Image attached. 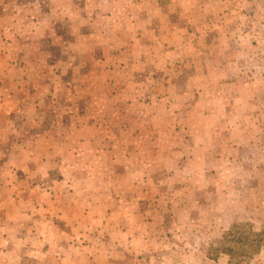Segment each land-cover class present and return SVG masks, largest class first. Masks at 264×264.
Returning a JSON list of instances; mask_svg holds the SVG:
<instances>
[{"label": "crops", "instance_id": "1", "mask_svg": "<svg viewBox=\"0 0 264 264\" xmlns=\"http://www.w3.org/2000/svg\"><path fill=\"white\" fill-rule=\"evenodd\" d=\"M108 1L38 0L28 6L0 0L2 261L21 258L36 245L30 259L48 264L59 256L46 246L68 245L69 229L84 230V236L94 220L120 235L103 244L101 258L120 261L121 253L112 258L107 251L124 244L128 227L121 213L151 207L141 199L154 196V172L163 169L172 180V164L180 163L186 145L174 144V137L204 126L186 120L187 108L201 118L219 113L214 93L223 80L213 74L231 66L216 58L218 32L196 22L195 3L181 7L180 26L166 22V0H153L168 23L162 34L161 19L146 14L152 0L138 1L133 17L114 26L96 15ZM59 21L67 23V33ZM174 32L181 34L177 46ZM174 57L178 67L170 66ZM154 72L160 77L152 78ZM210 162L203 161V177L205 171L215 176ZM46 183L50 188L42 187ZM233 210V220L241 221L243 211ZM82 248L87 264L98 259L93 245Z\"/></svg>", "mask_w": 264, "mask_h": 264}, {"label": "rangeland", "instance_id": "2", "mask_svg": "<svg viewBox=\"0 0 264 264\" xmlns=\"http://www.w3.org/2000/svg\"><path fill=\"white\" fill-rule=\"evenodd\" d=\"M17 1L30 6L38 0ZM39 1L45 3L48 0ZM109 1L107 9L98 10L95 14H103L110 18V24H115L122 18L127 19L125 16L133 17V8L140 0ZM166 1L169 3L168 9L163 11L166 22L170 20L180 26L181 7L192 1L195 3L193 9L199 14L196 22L210 33L218 32L216 43L220 56L216 58L222 60L220 63L230 64L231 69H218L213 74L218 80H223L214 93L218 115L212 116L216 111H211L208 117L201 118L187 108L190 112L186 120L198 124L204 122V126L174 137V144H180L178 141L182 140L186 145L180 150L183 152L180 163L172 164V180V174L158 169L151 185L154 196L141 199H149L151 207L144 208L141 204L139 212L134 206L132 211L121 213L120 220L128 229L123 230L124 244L112 245L107 251L112 258L121 253L120 261L111 263L264 264V254L258 258L264 245L259 252H254V247L249 245L255 234L264 237V224L260 223L264 217V0H173V4L172 0ZM152 3L155 6L146 4L147 16L152 12V18H160L162 22L161 6H156L153 0ZM57 24L59 30L67 33L66 22ZM165 25L162 22L160 30ZM161 33L165 30L162 29ZM180 35L173 34L172 46L179 45ZM172 61L170 66L178 67L180 61L176 57ZM151 75L156 79L160 77L156 72ZM179 87L184 89L181 85ZM145 98L149 101L150 96ZM213 130L216 132L211 133ZM208 160L214 164L215 176L205 171L203 177V161ZM170 184L171 189L168 188ZM36 185L40 186V183ZM48 185L46 183L42 187L50 188ZM261 201L262 204H258ZM251 203L252 210L248 207ZM235 207L243 211L238 213L241 221L233 220ZM113 218L115 220L116 216ZM233 221L245 226L228 234ZM103 226L94 220L93 227L86 230L84 236L80 235L84 230L69 229L68 245L45 247L56 249L59 256L48 264H87L82 256L85 253L82 247L88 243L98 254V259L92 260V264H106L101 258L103 244L109 245L120 235L116 234V229L107 228L106 224ZM89 233L93 243L86 236ZM128 233L135 235L128 236ZM35 246H28L30 253L23 254L21 258L18 256L6 261L0 258V264H36L37 257L35 262L30 259L37 256L33 252ZM81 251L83 253H79Z\"/></svg>", "mask_w": 264, "mask_h": 264}, {"label": "trees", "instance_id": "3", "mask_svg": "<svg viewBox=\"0 0 264 264\" xmlns=\"http://www.w3.org/2000/svg\"><path fill=\"white\" fill-rule=\"evenodd\" d=\"M232 229L229 230L228 234H232L237 228L239 227H243L245 225H240L239 223H234L232 225ZM249 226V225H248ZM251 231V230H250ZM255 234V233H254ZM241 237H239L238 239H240ZM250 247H254V252H259L261 250V248L264 245V237H260V235H254L253 239H251V244H249ZM226 251H228L229 253L231 252L230 249H225ZM252 258V255L250 256V259Z\"/></svg>", "mask_w": 264, "mask_h": 264}]
</instances>
